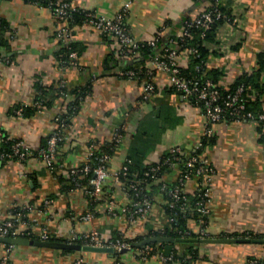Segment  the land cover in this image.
<instances>
[{
  "label": "crops",
  "instance_id": "0c3cea01",
  "mask_svg": "<svg viewBox=\"0 0 264 264\" xmlns=\"http://www.w3.org/2000/svg\"><path fill=\"white\" fill-rule=\"evenodd\" d=\"M67 1L73 10L109 19L125 10L124 23L132 37L138 41L161 38L159 49L180 35L189 18L210 5V1L195 0ZM220 4L231 10L234 21L219 28V43L209 45L216 54L209 56L207 65L221 71L219 82L229 87L239 75L256 68L259 55L264 54V0H220ZM0 19L12 36L8 49L0 47V57L7 55L12 60L0 63V133L9 140H22L36 151L42 148L72 99L71 95L59 96L56 89L73 90L89 84L92 88L70 120L68 140L60 147L57 168H49L38 155L23 161H0V224L19 211L23 214L19 230L31 231L36 238L30 239H41L48 232L56 238L53 241L68 242L73 233L98 230L105 239L124 236L132 245L162 235L149 233L169 226L163 190L168 191L178 181L179 166L162 177L164 185L154 193L148 216L133 223L128 216L109 211L111 201L119 212L131 203L114 174L130 156L144 166L160 161L175 147L190 156L208 126L203 109L175 90L164 72L154 75L157 89L146 98V80L121 75L124 65L139 61L137 56L120 57L117 39L100 34L85 22L71 25L69 20L59 21L49 8L28 0H0ZM66 26L73 29L74 42L79 46L77 67L64 65L59 54L62 43L56 34ZM177 61L187 68L188 52L179 51ZM37 84L48 89L45 98L51 100V106L33 108L39 93ZM25 107L33 112L26 114ZM211 128L215 144L204 152L215 170L210 212L203 221H189L194 236L188 238L264 235V130L252 120L219 122ZM119 130L123 138L111 152L110 176L101 196L89 194L87 184L77 186L73 180L74 185L69 186L67 171L88 162L90 144L109 143ZM198 187L193 179L186 183L185 190L191 195ZM87 212L93 213L92 221L81 218ZM139 236L143 238L136 240ZM157 244L163 249L146 259L139 255L140 248L111 256L30 245L13 246L10 256L13 264H74L79 258L86 264H249L251 258L264 264V242L194 243L196 257L180 243ZM168 245L173 247L172 254L177 248L181 258L163 263L161 253L167 256ZM5 250V244H0V259Z\"/></svg>",
  "mask_w": 264,
  "mask_h": 264
},
{
  "label": "built area",
  "instance_id": "2783aa9c",
  "mask_svg": "<svg viewBox=\"0 0 264 264\" xmlns=\"http://www.w3.org/2000/svg\"><path fill=\"white\" fill-rule=\"evenodd\" d=\"M33 3L49 8L54 17L59 21H68L71 11H76L72 9V6L67 0H34ZM42 2V3H41ZM46 2V6L43 5ZM220 0H215V5L210 8L213 4L210 3L208 7H205L196 17L187 21L183 27L180 36L186 37L189 35V29L192 27L206 29L214 21L225 18L226 23L233 22V17H227L218 8ZM86 14L85 23L92 26L100 34H110L113 35L120 44V49L118 50L120 57H131V53H137L141 48L146 46H155L158 38L147 41H138L132 37L129 33L125 23V10L115 18L109 19L106 17H98L93 13L82 11ZM57 40L62 44H67L74 41L75 36L73 34V29L69 26L62 27L58 30L56 34ZM165 54L157 55L150 59L148 62L147 73L151 77L150 80L146 81L145 84V97H149L154 90L156 85L153 81L154 73L164 72L169 75V80L171 85L178 91L181 92L188 99L195 97L199 105H201L207 119L208 126L205 129V135L196 144L195 150H201L204 145L203 141L205 138H210L213 135V130L211 128L212 124L225 122L228 119L230 121L238 120H252L261 126L264 130V110L258 114L248 110L246 99L243 98L244 87L239 86L233 91L226 93L225 97L222 96V91L220 88L222 85L220 83H214L212 80H206L201 82L199 80L190 79L182 75L181 67L178 64L177 57L178 52L172 48H166ZM137 56V55H136ZM70 65L79 66V54L76 50L69 53ZM1 62H12L11 57L3 56L0 57ZM135 73L127 72V75L133 76ZM70 117L67 116L64 119L62 116L57 118L56 128L53 135L47 142L46 147L33 150L24 141L17 140L13 146V154H2L4 157L15 156L19 161L26 160L30 156L38 155L44 159L49 168L53 169L54 161L60 151V145L68 140L67 130L69 127L68 120ZM123 138V133L121 130L117 131L111 142L113 146H117ZM98 142L91 143L90 156L93 152L100 146ZM169 157L164 159L162 165H169L171 167H177L180 165V161L184 155V151L181 147L172 148L169 151ZM89 156V158H90ZM110 160V154L104 153L97 157V164L91 166L90 164H82L80 166L71 167L69 170L70 175H72L77 186H82V183L78 181V175L88 176L92 174L87 183V192L93 197L101 196L103 192V185L107 178L110 176L108 169V163ZM183 164V171L178 178V185L174 188L169 189V195L173 199L167 202L168 208L174 210V214L169 215V225L176 220V211L179 209L181 212L185 211L191 197L196 196L197 200L195 206L200 216H206L210 212V201H211V184L214 176V168L209 161L207 155L203 152L201 154H194L188 156L187 160H181ZM132 163L130 158H127L125 164L122 168L117 171L114 176L116 182L121 186L122 191L130 198L131 203L124 207L120 212L116 211L115 203L110 202L109 211L112 215L123 214L128 216L130 222H137L138 220L144 219L152 210L153 199L146 192V180L138 179L133 182H125L121 178L126 177L129 170V164ZM162 165L157 164L152 166L149 171L146 172V177L157 178L158 173ZM78 177V178H77ZM197 180L198 189L196 192L188 193L185 190V185L189 180ZM23 214L22 212H16L13 217L8 218L2 224H0V237H18L21 235H31V231H20L19 225L22 224ZM83 220L92 221L94 218L93 213L87 212L81 217ZM200 220L203 221L201 218ZM165 229L160 232L165 235ZM191 230L183 232L178 230L181 235L191 234ZM21 234V235H19ZM166 236V235H165ZM186 237V236H184ZM51 235L48 232L42 234V240H50ZM69 243H81L86 245H92L97 247H113L117 252L123 248H128L131 246V242L128 241L124 236L105 239L98 230H93L89 234L78 235L73 233L68 238ZM6 250L2 258L0 259V264H13L11 261V251L13 246L5 245ZM153 249L150 246H146L139 250V255L146 259L152 254H154ZM163 257V263H169L173 260V254ZM74 264H86L82 258L77 259ZM249 264H263L261 260L254 258L250 260Z\"/></svg>",
  "mask_w": 264,
  "mask_h": 264
},
{
  "label": "trees",
  "instance_id": "16d2710c",
  "mask_svg": "<svg viewBox=\"0 0 264 264\" xmlns=\"http://www.w3.org/2000/svg\"><path fill=\"white\" fill-rule=\"evenodd\" d=\"M30 2L34 0H28ZM47 1V0H45ZM195 1H210L212 3V6H209L212 8L215 5V0H195ZM42 3V2H41ZM43 5H47L46 2H43ZM216 6V5H215ZM218 8L220 11L226 15L227 17H233L232 12L229 8L222 4H218ZM86 14L82 11L76 10V11H71L70 16H69V22L72 25L73 23H82L85 21ZM191 18L188 19L190 21ZM226 23L225 18H220L214 23H212L209 27L206 29L203 28H197V27H192L189 29V35L186 37L182 36H173L171 39L173 42L165 44L162 46V48L159 49L160 47V42L161 38L158 39L157 43L155 46H146L141 48L137 53H131V58L133 59H138L139 61L132 63V64H126L123 66V69L121 71V75L126 76V77H131V78H137L140 81H148L150 80V76L148 75L147 67H148V62L150 59L154 56L157 55H163L165 54V49L166 48H172L175 49L177 52L179 51H186L188 52L190 56V62L187 68L181 67V73L182 75L186 76L187 78L190 79H195L199 80L201 82H204L206 80H212L214 83H220V76L222 75L221 71L218 69H212L209 68L207 65L208 58L211 54H216L215 51H212L209 45L211 46L212 44H218V31L219 28ZM185 26V25H184ZM7 24L0 19V47H6L7 49L10 47V41L11 37L8 35L6 32L8 31ZM171 44H174V47H171ZM78 44L74 41L69 42L67 44H62L60 46L59 54L61 55L62 63L64 65H70V60H69V53L73 50H76L78 54H80V50L78 48ZM7 54V53H6ZM137 57L135 58V56ZM2 56H7V55H2ZM10 57V56H9ZM134 72L135 74L133 76L127 75V72ZM156 74V73H154ZM156 85V84H155ZM239 86L244 87V93H243V98L246 99L247 102V108L248 110L254 112L255 114H258L264 110V54H260L258 57V66L254 68L252 71L244 72L241 75H239L235 82H233L229 87H221L220 90L222 91V96L225 97L226 93L229 91H233L237 89ZM174 88V87H173ZM37 89H38V95L37 98L35 99V106H33L34 109H39L44 106H51V100L46 99L45 96L47 94L48 89L42 85V84H37ZM157 89V86H156ZM156 89L154 91H156ZM175 89V88H174ZM57 93L59 96H72V99H69L67 102V111L62 115L64 119L70 117L68 120V123H70V120L73 116H75L81 107V104L83 100L91 93V84L83 86V87H78L73 90L68 89L67 87H62L56 89ZM176 90V89H175ZM181 93V92H180ZM68 97H66L67 100ZM189 100L196 105H199L196 101L195 97L189 98ZM201 107V105H199ZM202 108V107H201ZM25 111L26 114H30L33 112L31 107H25L23 108V112ZM229 121L228 119H226ZM226 121V122H227ZM261 128V126H259ZM262 129V128H261ZM215 136L212 135L210 138H205L203 141L204 147L201 150H195L191 153V155L194 154H201L207 150L208 146H211L215 144ZM17 140H9L7 135L4 133H0V161L3 163L8 162V161H19L17 157L12 156V157H4L2 158V154H13V146ZM63 144V143H62ZM60 145V147L62 146ZM47 143L43 146L46 147ZM116 146H113L112 143H105L101 144L90 156L88 162L85 164H90L91 166H95L97 164V157L104 153H109L111 155V152ZM169 152H167L160 161L149 164V165H142L137 161V157L135 156H130L129 158L132 160V163L129 164V170L128 174L126 177L121 178L125 182H133L138 179L146 180V192L153 198L154 193H157L161 188L163 187V180L162 177L173 171L176 167H171L169 165H162L164 162V159L169 157ZM59 156V153L57 157ZM56 157V160H57ZM182 159L187 160V156L184 154L182 155ZM59 158V157H58ZM181 159V160H182ZM54 161L53 168L58 167L57 161ZM178 161L180 163L179 168L181 172L183 171V164H181L182 161ZM157 164L162 165L161 169L158 173L157 178H150L146 177V172L150 170L152 166H155ZM70 170L67 171L68 173V182L69 186L74 185L73 184V176L70 175ZM181 174V173H180ZM92 174L90 173L88 176L85 175H78V181L81 182L83 185L88 183L89 178H91ZM63 179V176H61ZM77 181V179H76ZM74 180V182H76ZM176 185H178V181L173 184V185H168L169 189L174 188ZM165 197L167 199V202L172 201L173 199L169 195V190L165 191ZM197 198L196 196L191 197L190 202L188 203L187 207L185 208V211L181 212L179 209L176 211L178 214H176V220L171 223V225L166 227V230L164 232L165 235L167 236H172V237H190L194 236L192 231H190L191 234L187 235H181L178 233V230H182L183 232L190 230L188 227V223L190 220H200L201 218L204 220L205 216H200L199 212L196 209L195 202ZM167 210L170 215V213L174 214V210H170L168 208L167 204ZM157 234H162L161 232H151L149 233L150 235H157ZM21 235V234H19ZM21 236H27L30 238H36L35 235H21ZM242 236H247L249 238H256V239H264V235H256L254 233H247L243 234ZM143 236H139L136 238V240H141ZM128 239V238H127ZM50 240H56V238H50ZM130 239H128L129 241ZM63 241V240H62ZM66 241V240H64ZM179 246L183 247H188L189 251L191 252L192 257L197 256V251L194 250V243H180L178 244ZM150 247L153 249V252H157L158 250L163 249V245L153 243L150 245ZM65 252H71L69 250H66ZM119 254H117L118 256ZM173 260H176L180 257V255L177 252V248L174 250L173 253ZM181 258V257H180ZM252 260V258H251ZM263 263V262H262Z\"/></svg>",
  "mask_w": 264,
  "mask_h": 264
},
{
  "label": "water",
  "instance_id": "95a60500",
  "mask_svg": "<svg viewBox=\"0 0 264 264\" xmlns=\"http://www.w3.org/2000/svg\"><path fill=\"white\" fill-rule=\"evenodd\" d=\"M134 63V61L132 62ZM250 243V242H264L263 240L251 239V238H221V239H197V238H188V237H172L157 235L152 237H147L138 243H133L128 248H123L117 252L113 247H97L92 245H86L81 243H69L53 240H41V239H30L25 236L18 237H0V244L5 245H30L44 248H54L60 250H70L72 252H94V253H107L111 256H115L118 253L124 254L133 250L134 248L143 249L151 243ZM173 247L168 245L165 249V254L167 256L172 254Z\"/></svg>",
  "mask_w": 264,
  "mask_h": 264
},
{
  "label": "rangeland",
  "instance_id": "374dc122",
  "mask_svg": "<svg viewBox=\"0 0 264 264\" xmlns=\"http://www.w3.org/2000/svg\"><path fill=\"white\" fill-rule=\"evenodd\" d=\"M117 43L119 44L118 40H117ZM117 48L120 49V44H119V46Z\"/></svg>",
  "mask_w": 264,
  "mask_h": 264
}]
</instances>
